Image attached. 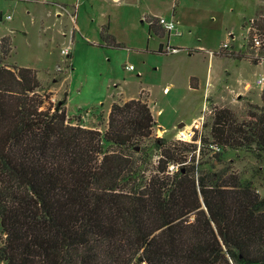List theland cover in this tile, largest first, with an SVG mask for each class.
Here are the masks:
<instances>
[{"label":"trees","instance_id":"trees-1","mask_svg":"<svg viewBox=\"0 0 264 264\" xmlns=\"http://www.w3.org/2000/svg\"><path fill=\"white\" fill-rule=\"evenodd\" d=\"M260 18L250 36L264 34ZM145 21L149 36L165 35L157 18ZM100 37L115 43L108 25ZM11 52L2 37L0 262L264 264V197L230 167L216 169L229 149L264 158V86L261 105L243 117L213 108L200 155L210 144L221 152L197 162V145L154 137L141 98L112 103L104 131L69 125L66 101L46 109L50 92L40 94L36 70L5 64ZM148 148L158 161L146 176L135 155ZM170 165L180 167L169 173Z\"/></svg>","mask_w":264,"mask_h":264},{"label":"rangeland","instance_id":"rangeland-1","mask_svg":"<svg viewBox=\"0 0 264 264\" xmlns=\"http://www.w3.org/2000/svg\"><path fill=\"white\" fill-rule=\"evenodd\" d=\"M173 1L176 0H140L139 3L130 0L128 3L120 0H0V39L4 36L12 39L11 56L5 64L37 71L43 87L40 94L53 90L46 109L67 99L65 109L71 126L104 131L108 123L105 113L110 103H125L123 97L137 96L144 89L151 103L144 91L138 98L151 105L160 126L170 131L163 134L158 131L160 126L155 125L154 137L176 141L172 138L173 128L176 127L179 134L194 118L201 116V131L197 135L208 136L214 107L230 108L243 117L250 103L258 105L254 100L260 101V86L255 84L257 77L264 73V47L255 49L252 36L247 32L249 27L253 30L254 20H263L260 17H264V0L177 1L180 14L184 15L181 24L187 26H182L186 30L183 35H170L169 41L167 34L163 38L155 34L149 36V24L139 18L141 12L162 14L170 20ZM7 16L11 19L7 20ZM71 16L75 21H70ZM100 22L109 25V34L115 43L100 37ZM161 42L165 53H159ZM224 44L229 46L228 52L240 51L239 55L244 56L239 57L244 61L223 55L217 59L216 69H207L199 47L204 46L207 58L210 52L218 56ZM68 46L70 57L65 59L61 49ZM175 48L183 50L173 56L167 54ZM129 66L133 70H129ZM216 71L221 74L217 93L226 91V84L238 86L236 82L241 78L250 84L253 94L234 101L228 97L226 102L222 101L224 106L215 105L213 101L208 105L204 90L199 87L200 78L206 72L214 75ZM63 75L68 76L66 85H57L53 78L60 82ZM188 77L194 79L192 88ZM179 124L185 126L177 129ZM204 125L208 128L204 129ZM157 151L148 148L147 154L135 155L136 159L140 158L142 174L148 176L156 165ZM205 153L209 155L203 157L197 152V162L200 159L212 161V153ZM225 167H230L242 179L251 180L264 197V158L256 160L245 150L229 149L216 169Z\"/></svg>","mask_w":264,"mask_h":264},{"label":"crops","instance_id":"crops-1","mask_svg":"<svg viewBox=\"0 0 264 264\" xmlns=\"http://www.w3.org/2000/svg\"><path fill=\"white\" fill-rule=\"evenodd\" d=\"M121 2H125V3H128V1L129 0H120ZM138 2L139 3V1L140 0H130V2ZM177 1H179V3H180V1L181 0H176V1H173V3H174V5H173V7H172V13H171V16H170V18L172 19H170V20H167L168 19V16L166 17V16H164V15H162V14H157V13H154V12H150V11H147L146 12V14H144L145 12H141V14L139 15V18L141 17V18H144L143 20H142V22H146L145 21V19L146 18H157V19H159V18H165V20L166 21H168V22H174L175 23V27H176V29L181 33V35L180 36H177V35H175V34H173V33H167L166 31H164V33H165V35L167 34L168 35V41H169V39H170V35H174V36H176V37H181L182 35H183V31H186V30H183L182 28V26L184 25V26H186L185 24H181L182 22H184V20H183V17H184V15H182V14H180V11H179V7H178V5H177ZM196 1V0H195ZM64 8V7H63ZM136 8H138V4H136ZM59 17V16H58ZM74 16H71V22L72 21H75L74 20ZM254 18V17H253ZM253 18H251L250 19V21H252L253 20ZM101 20H103V17H102V19ZM101 24H100V29H99V33H100V31H101V28L103 27V26H106L105 25V23L104 22H100ZM108 27H109V25H108ZM187 27V26H186ZM75 28V27H74ZM165 30V29H164ZM158 37V36H157ZM164 37V36H163ZM162 37V38H163ZM160 45H163V43L161 42L160 43ZM164 46V45H163ZM164 48V47H163ZM200 48V50H198V51H202L201 53H203L204 54V56H205V61H207V69H211V71H212V68H214V69H216L215 67H216V63H217V59L218 58H222V54H220L219 53V55L218 56H216V52H215V55L214 56H211L210 55V57H207L206 58V51L204 50L205 48H204V46H200L199 47ZM174 49V48H173ZM203 49V50H202ZM183 49H181V48H175V51H173V52H170V54L169 53H167L168 55H171V56H173V55H175L176 53H178V52H180V51H182ZM163 51H164V49H163ZM177 51V52H176ZM224 52H226V51H224ZM239 52L240 51H238V52H236V51H232V52H228V53H234V54H236L237 56H241V57H243L244 55H239ZM164 53H165V51H164ZM210 53H212V52H210ZM209 53V54H210ZM227 59H234V58H231V57H229V56H227L226 57ZM242 61H244V58H242L241 59ZM258 65V64H257ZM264 74V73H263ZM62 80L60 81V82H57V79L56 78H53V81H56V83H57V85H66V83H67V81H68V76L67 75H63L62 77ZM188 79H189V77H188ZM191 79H193V77H190V79H189V85H190V87L192 88V86H191V84H192V82H191ZM40 80V79H39ZM41 81V80H40ZM221 81V74H220V72L219 71H216L215 72V74L214 75H212V73L210 74L209 72L207 73L206 72V74H204L203 76H202V78H200V83H199V87L200 88H202L203 90H204V95H205V99H206V101H207V103H208V105L211 103V101H213V103L215 104V105H218V106H224L225 104H223V102L222 101H225L226 102V99L228 98V97H230V98H232L231 100L232 101H234V99H239L241 96H244V95H247L248 93H252L253 94V92L250 90V84L249 83H244L245 81L244 80H242L241 78L236 82L237 84H238V86H234V85H231V84H226V86H225V90L226 91H219L218 93L216 92L217 90H218V87H216L217 85H218V83ZM60 83V84H59ZM215 85V86H214ZM214 86V87H213ZM255 86H258L257 84H255ZM65 87V86H64ZM259 87V86H258ZM262 88L263 87H259V99H260V101L258 102V101H256V99L254 100V102L255 103H257L258 105H261V92H262ZM217 89V90H216ZM66 90V89H65ZM166 89H164V91H165ZM142 91H144L145 92V90L144 89H141V91H140V93L142 92ZM48 92H50V93H53V90L52 89H50ZM140 93H138V95L137 96H131V97H123V99H124V102H127V101H129V100H132V99H137L138 98V96L140 95ZM145 94H146V96H147V99H148V101H150V99H149V96H148V94L145 92ZM144 94V95H145ZM216 95V97L214 98L212 95ZM123 95V94H122ZM124 96V95H123ZM113 103V102H112ZM112 103H110V105H109V107L107 108V110H106V113H105V115H106V117H108V115H109V112H110V107H111V104ZM150 103H151V101H150ZM67 99H66V105H65V108L67 109ZM150 107V109H151V111H152V115H153V118H154V120H155V122H156V127L157 126H160L161 124H159V122L157 121V119H156V117H155V115L153 114V110H152V107H151V105L149 106ZM205 109H208V106L207 107H205ZM202 118V116L198 119V118H194L193 120H192V122L189 124V126L188 127H186V128H189V127H191L192 125H193V123L194 122H198L200 119ZM181 124H179V126H180ZM178 126V128L177 129H181L180 127ZM185 125L183 124V127H184ZM174 130H172L171 132L173 133V137L172 138H177V130H176V127H174L173 128ZM158 131H160V132H162L163 134H168V132H170V131H168L167 129H163V127L162 126H160L159 127V129H158ZM172 138H171V140H172Z\"/></svg>","mask_w":264,"mask_h":264},{"label":"built area","instance_id":"built-area-1","mask_svg":"<svg viewBox=\"0 0 264 264\" xmlns=\"http://www.w3.org/2000/svg\"><path fill=\"white\" fill-rule=\"evenodd\" d=\"M10 19H11V16H7V20H10ZM158 24L161 27H163L165 29V31L169 34L174 33L177 36L181 35V33L176 29L174 22H168L165 20V18H159ZM248 33H250V27L248 29L247 34ZM249 36H250V34H249ZM251 39H252L251 41H252L253 47H255V49L259 50V49L264 47V34L263 33H260L256 30H254V35L252 36ZM228 49H230V48L227 44H224L221 46V50H223V51H227ZM173 51H175V50H173ZM61 54H63L62 56L66 57L65 59L69 58L70 57V47L68 46L66 48H62ZM210 55L214 56L215 53H210ZM262 63H264V61ZM128 68H129V70H133L132 66H129ZM257 80H258V81H256L257 85L260 87H263L264 86V74L258 76ZM166 91H167V89L165 90V92ZM200 131H201V126L199 125V121L198 122L196 121L193 123V125L191 127L185 128L183 131H180L179 134H177L176 139H177V141L197 145L198 149H199V150H197V152L200 153L201 140H200V137L197 135L200 133ZM209 148L211 150L212 155H214L215 153L221 152V148L218 147V145H216V144H210ZM178 167H180V166L179 165H170V167L168 168L169 173H173L174 171H176L178 169Z\"/></svg>","mask_w":264,"mask_h":264},{"label":"water","instance_id":"water-1","mask_svg":"<svg viewBox=\"0 0 264 264\" xmlns=\"http://www.w3.org/2000/svg\"><path fill=\"white\" fill-rule=\"evenodd\" d=\"M179 127L182 128L183 127V124H181Z\"/></svg>","mask_w":264,"mask_h":264}]
</instances>
